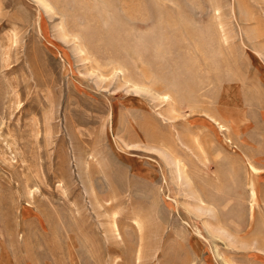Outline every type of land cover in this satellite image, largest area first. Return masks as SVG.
<instances>
[{"label": "rangeland", "instance_id": "rangeland-1", "mask_svg": "<svg viewBox=\"0 0 264 264\" xmlns=\"http://www.w3.org/2000/svg\"><path fill=\"white\" fill-rule=\"evenodd\" d=\"M0 264H264V0H0Z\"/></svg>", "mask_w": 264, "mask_h": 264}, {"label": "bare ground", "instance_id": "bare-ground-1", "mask_svg": "<svg viewBox=\"0 0 264 264\" xmlns=\"http://www.w3.org/2000/svg\"><path fill=\"white\" fill-rule=\"evenodd\" d=\"M252 170V169H251ZM249 185H250V188H251V206L253 205L254 203V200L256 198V195H255V188L253 187L254 186V180L252 179H249ZM253 218H254V215H253V208H251V214H250V217H249V226L252 224V221H253ZM248 226V227H249Z\"/></svg>", "mask_w": 264, "mask_h": 264}]
</instances>
